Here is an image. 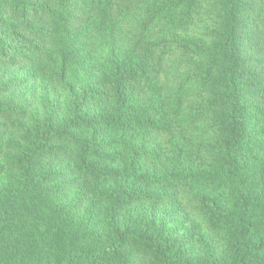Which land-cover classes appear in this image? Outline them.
I'll return each mask as SVG.
<instances>
[{
  "label": "trees",
  "instance_id": "1",
  "mask_svg": "<svg viewBox=\"0 0 264 264\" xmlns=\"http://www.w3.org/2000/svg\"><path fill=\"white\" fill-rule=\"evenodd\" d=\"M264 0H0V264H264Z\"/></svg>",
  "mask_w": 264,
  "mask_h": 264
},
{
  "label": "rangeland",
  "instance_id": "2",
  "mask_svg": "<svg viewBox=\"0 0 264 264\" xmlns=\"http://www.w3.org/2000/svg\"><path fill=\"white\" fill-rule=\"evenodd\" d=\"M248 27L243 25L240 34V45L244 56L249 60L254 71H264V43L258 44L255 40H249Z\"/></svg>",
  "mask_w": 264,
  "mask_h": 264
}]
</instances>
